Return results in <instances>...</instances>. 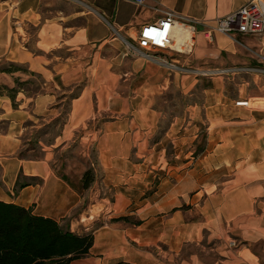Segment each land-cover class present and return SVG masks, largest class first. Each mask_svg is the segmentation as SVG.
<instances>
[{"label":"crops","instance_id":"1","mask_svg":"<svg viewBox=\"0 0 264 264\" xmlns=\"http://www.w3.org/2000/svg\"><path fill=\"white\" fill-rule=\"evenodd\" d=\"M246 1L0 0V201L91 233L76 264H264V71L214 73L264 69V36L198 26L160 60L136 39Z\"/></svg>","mask_w":264,"mask_h":264},{"label":"trees","instance_id":"2","mask_svg":"<svg viewBox=\"0 0 264 264\" xmlns=\"http://www.w3.org/2000/svg\"><path fill=\"white\" fill-rule=\"evenodd\" d=\"M5 69L13 71L16 66ZM93 179V170H85L80 188L87 189ZM92 240L91 233L78 235L30 208L0 201V264H76Z\"/></svg>","mask_w":264,"mask_h":264},{"label":"built area","instance_id":"3","mask_svg":"<svg viewBox=\"0 0 264 264\" xmlns=\"http://www.w3.org/2000/svg\"><path fill=\"white\" fill-rule=\"evenodd\" d=\"M141 6L146 0H126ZM177 26L185 32V38H176L171 34L172 27ZM198 26L203 27L206 36L219 32L234 36L246 34L264 36V0H248L242 6L226 16L215 18L212 23L201 19H191L167 12L156 22L144 24L137 30V45L142 48L143 56L150 59H161L156 54L158 50L175 52H190L192 49V33ZM264 71L250 66H232L214 70V73ZM233 245L234 242H231Z\"/></svg>","mask_w":264,"mask_h":264},{"label":"rangeland","instance_id":"4","mask_svg":"<svg viewBox=\"0 0 264 264\" xmlns=\"http://www.w3.org/2000/svg\"><path fill=\"white\" fill-rule=\"evenodd\" d=\"M15 66H16V69H14V70H17V68H18L19 71H22L21 66H19V65H15ZM6 68H7V66H6ZM31 80L34 82L35 79H31ZM24 87H25V89H27L28 93H30V94H32L34 91H37V89L35 88V85L27 86V87L24 86ZM39 139H42L44 142L49 141L45 137H41ZM80 152H81V148H79L77 145L72 146V148L70 150H68L67 157L70 160L72 166L74 165V166L78 167V163L80 161H82V156H81ZM31 155L36 157V156H38V153L36 151H33V153H31ZM71 179L73 181L77 180V178H74L73 176L71 177ZM76 185H78L79 190L80 191L82 190L83 193H85L87 191L86 189L80 188V183H77Z\"/></svg>","mask_w":264,"mask_h":264}]
</instances>
